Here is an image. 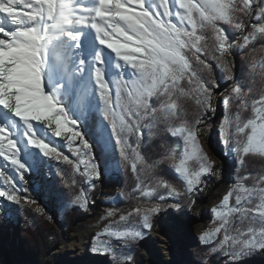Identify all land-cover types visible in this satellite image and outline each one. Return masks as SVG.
<instances>
[{"label":"snow or ice","instance_id":"1","mask_svg":"<svg viewBox=\"0 0 264 264\" xmlns=\"http://www.w3.org/2000/svg\"><path fill=\"white\" fill-rule=\"evenodd\" d=\"M224 25L243 34L242 49L264 40V0H0V159L19 181L55 160L91 182L101 177L92 155L96 143L118 154V163L136 176L135 192L158 200L111 221L102 234L110 240L94 244L93 252L116 256L118 247L143 238L153 216L180 208L164 203L182 192L164 178L162 166L183 182L184 194L199 190L213 171L199 139L205 117L215 112L212 99L219 87L202 76L213 72L209 56L233 81L222 101L220 142L240 168L249 158L260 167L239 175L212 210L218 225L200 240L233 260L264 251V58L250 61L244 82L234 79L235 65L226 57L235 45ZM186 101H194L192 119ZM145 129L160 138L151 160L141 150ZM58 140L76 160L63 153ZM16 179L0 166V198L35 204L19 194L28 189H19ZM159 188L167 197L157 194ZM75 203L87 208L83 190ZM114 215L115 210L107 213Z\"/></svg>","mask_w":264,"mask_h":264},{"label":"rangeland","instance_id":"2","mask_svg":"<svg viewBox=\"0 0 264 264\" xmlns=\"http://www.w3.org/2000/svg\"><path fill=\"white\" fill-rule=\"evenodd\" d=\"M232 85L229 86V89ZM200 139V137H199ZM208 156L214 162V169L210 175H205L202 178V184L199 186V190L180 197H167L164 202L166 205L171 202L186 204V210L184 217L186 222L174 221L168 216L170 211L176 212L175 208H167L162 210L158 215H155L151 219L152 227L150 229H143V238L137 241L131 242L123 247L117 248L116 256L111 254L104 255L95 253L92 251L94 244L99 241L110 240L106 235H102L105 232L106 226L111 221H118L121 214H127L128 212H120L117 209L111 207L115 198L109 196H103L109 206L101 210H92L95 207V197L93 185H98L102 181V175L100 179L94 181H87L84 177L83 190L88 199L87 208L81 207L75 203L76 195L67 198L63 204H59L57 208L52 207L47 201L41 184L44 179L47 181L50 179V174L47 176L43 174V168L39 171H30L25 174V180L19 181L18 175L7 166L2 159H0V166H3L10 174L16 175V183L19 189L27 188L28 192H19L21 196H27L31 200H35V204H24L23 200L19 205L8 202L0 198V245L3 242L4 233H12L16 238L17 233L24 232L26 229H31V221L24 219L18 220L17 215L24 207L30 209L34 215L42 217L45 220L51 221L56 228V234L52 238V248L49 249L46 257L43 258L42 264H211L219 262L220 264H264V251H256L251 255L243 258H237L233 260L230 256L224 252L212 253L211 248L214 244H206L200 240L201 234L210 230L218 225V221L215 220L214 208H217L225 194H227L234 183L237 181L238 176L230 175L227 178V187L224 190L215 189L212 193L206 197H202L204 208L202 212H199L196 207L198 200L189 199V196L195 193H202L208 181L218 176L220 173L226 174L227 170L220 169L216 157L213 155V147L207 146L201 139ZM59 148L65 155H68L71 159L76 160L73 153L65 146L63 141H56ZM217 144L223 151V154L227 157L228 161L235 160V155L230 153L228 149L220 142L217 136ZM92 155H94V147L92 149ZM49 161L53 163H62L55 160H46L45 166L48 167ZM96 162V157L94 159ZM98 165V164H97ZM83 167V166H82ZM79 174V173H77ZM225 182V181H224ZM223 182V183H224ZM80 191V192H81ZM79 192V193H80ZM100 198V197H99ZM148 202L144 208H150L158 202L155 198H145ZM42 211H37V209ZM79 210L88 214L87 221L85 223L75 226L68 235L63 236L61 228L56 222V219L62 220L64 214L68 211ZM115 210V215L108 217V211ZM130 212V211H129ZM56 217V219H55ZM136 217L132 218L133 226L138 227L136 223ZM221 237H217V240ZM113 247H117L116 243L112 241ZM201 246L204 250V262H197L196 252L198 247ZM92 257V258H91ZM1 264V253H0Z\"/></svg>","mask_w":264,"mask_h":264},{"label":"trees","instance_id":"3","mask_svg":"<svg viewBox=\"0 0 264 264\" xmlns=\"http://www.w3.org/2000/svg\"><path fill=\"white\" fill-rule=\"evenodd\" d=\"M252 22V20H249V25ZM224 27L231 37V42L235 45L232 48V55L227 56L226 59L235 65L232 69L233 78L244 82L248 77L250 61L253 58L257 61L264 58V52L260 50L261 45L264 44V40L254 41L248 48L242 49L239 45L243 42V34L230 26L224 25ZM207 35L209 37L207 41L209 50H211L212 40L210 30ZM253 48L255 51H253ZM207 59L213 66V72L209 74L204 71L202 72V76L205 79L214 78L218 82L219 87L214 89L215 94L212 99V107L215 109V112L210 113L205 117L204 124L200 126L201 130L199 137L207 146L215 149L213 150V155L216 157L220 169H224L225 167L229 168H225L227 170L225 175L220 173L218 176L210 179L202 193H195L189 196L191 201L198 200L196 209L199 212H202V209L204 208V203L201 198L206 197L215 189H219V192L220 190H224L227 187V178L229 179L231 174L239 177V175L246 169L260 167L259 163L254 162L249 158L245 168H240L235 163V160H227V157L223 154V151L217 144V136L219 137L218 126L225 112L222 103L223 97L228 94L230 90L229 86L232 85L233 81L225 78V74L216 66V61L211 59V56L207 57ZM229 107L234 110V106L230 105ZM185 112L189 119H192L197 115L194 101L185 102ZM249 114L250 113H244L243 115L247 116ZM89 124H91V120L89 121ZM84 131L89 133L88 138L90 141H93L90 127H85ZM154 132V129H145V138L141 145L142 152L150 160L156 158L159 151L158 143L160 138L159 136L154 135ZM134 139L135 138L133 137V140ZM170 139L174 140L175 138ZM93 147L96 162L102 175V181L100 184L94 186L93 196L96 201L93 203L95 204L94 208L91 205L92 210L95 212V210H101L106 206H109L108 203L102 199L103 196L115 198L114 203L110 206L120 212H129L135 207L142 208L147 205L148 202L145 198H142L139 192L134 191L137 183L136 176L129 168L118 163V154L111 150L106 152L96 143L93 144ZM162 170L164 178L169 180V182L177 187L178 190H181L184 196H187L188 194L183 193V182L177 179L174 171L170 170L167 165L162 166ZM48 173L50 174V179L48 181L44 179L41 187L47 196V201L52 207L54 206V208H57L59 204H63L67 198L77 195L84 186L83 177L80 174L75 173L71 166L65 163H53V161H49L48 167H43V174L47 176ZM72 179L76 181L75 185L72 187L67 186L64 181L69 180L70 182ZM157 194L167 196V191L163 188H159ZM176 203L177 202L169 201V204L171 205ZM179 204L180 208L176 212L170 211L168 216L174 221L186 222L187 219L184 217L186 204ZM167 208L169 207H166L165 210ZM17 218L18 220H30L32 227L31 229H26L24 232L17 233L16 238L13 237L12 233H4V239L0 245L1 264H42L43 258L46 257L49 249L52 248V238L56 234L55 225L48 219L45 220L41 216L38 217L34 215L27 207L20 210ZM87 218L88 214L79 210L67 211L62 220L56 219L55 217L63 236L68 235V233L78 224L85 223ZM196 259L198 260L197 262H204V250L201 246L198 247L196 252ZM211 264L214 263L211 262ZM215 264L220 263L216 262Z\"/></svg>","mask_w":264,"mask_h":264}]
</instances>
